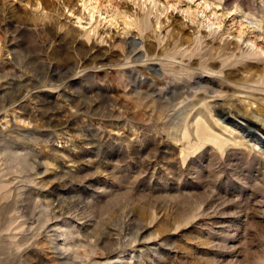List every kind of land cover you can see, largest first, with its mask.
Returning a JSON list of instances; mask_svg holds the SVG:
<instances>
[{
	"label": "rangeland",
	"instance_id": "374dc122",
	"mask_svg": "<svg viewBox=\"0 0 264 264\" xmlns=\"http://www.w3.org/2000/svg\"><path fill=\"white\" fill-rule=\"evenodd\" d=\"M33 1L0 0V147L13 153L0 155L12 195L0 199V264H264V155L206 143L184 156L160 115L183 96L137 105L119 71L154 65L171 76L167 55L195 36L206 54L191 58L195 78L222 76L202 63L210 54L224 70L264 69V0H140L144 10L99 0L136 17L141 33L112 12L96 24L63 0ZM143 37L159 58L112 64L130 49L119 38L136 40L134 55ZM18 155L20 171H9ZM11 218L21 227L8 229Z\"/></svg>",
	"mask_w": 264,
	"mask_h": 264
},
{
	"label": "bare ground",
	"instance_id": "6f19581e",
	"mask_svg": "<svg viewBox=\"0 0 264 264\" xmlns=\"http://www.w3.org/2000/svg\"><path fill=\"white\" fill-rule=\"evenodd\" d=\"M131 1L135 5L136 1H138L139 7L144 10L142 5H144L145 2H140V0ZM79 2L81 3L80 6L78 5ZM33 5H42L43 9L47 7L46 2L42 0H34ZM154 7L161 13L167 11V7L161 9L156 6V3L150 8ZM64 8H68L72 13L77 14L78 19L84 18L85 16L90 22L95 19L96 24L100 23L102 10H104V14L112 12L113 15H121L120 17L123 18L122 23L125 26L133 23L138 27L140 33L144 29L143 24L140 25L136 17L134 21L128 20L130 16L127 17L123 13H119L116 7L110 10L107 5H102L99 0H63L62 9ZM49 12L51 13V10ZM96 13L98 16H95ZM35 14H38V12ZM38 17L45 18L47 15L44 16L40 14ZM66 18L68 17L66 16ZM115 18L116 16L112 19ZM53 19H55V17H53ZM51 23L52 22H50V24ZM92 31H94V29ZM86 35L88 39L91 38L90 30ZM143 39L144 40L141 42L143 51H139L132 55L136 40L133 38L131 41H128L127 39L119 38L118 41L122 51L126 52L127 49H130L124 59H118L112 64L122 67L124 65L142 62L143 58H147V60H151L153 56L159 58L161 54L159 50H156V44L147 41L146 37H143ZM163 40L164 39H159L161 42H163ZM93 41L91 46H94L96 43ZM183 45L184 44L181 43L175 45L173 53L167 55L170 59L166 60V63L163 65L165 68H168L167 71H169V73H172L171 76L167 74L166 71L161 72L157 70L154 65L137 66L132 64L133 66L131 65L126 70L119 67L123 80L127 81L126 85L130 87L129 94H133V96L130 97V101L137 103V105H153L162 103L164 97L170 94L183 96V100H181L179 106L173 109L171 113L168 112V109H163L160 115L167 118V122L174 124L177 131L174 140L176 142H181L184 156H188L206 143L212 144L213 147L220 151H224L229 146L235 145L250 148L255 146L260 153L264 155V69L259 68L256 64L247 63L242 67L224 70L218 67V64L211 61V59L214 58V54H210V57L205 58L202 63L208 70L219 72L222 76L215 75L214 78H212L214 80L211 81L202 80L200 77L195 78L194 70H196L195 67L200 63L199 60H191V58L201 49V41L198 36H195L193 43L187 44V46L182 49ZM168 46L169 42L166 41L162 49H167ZM197 54L200 58L206 56L205 53L201 54L198 52ZM223 62H226V58ZM9 67L12 68L11 66ZM243 72L249 73V76H241L240 74ZM191 79H194V81L191 82ZM247 83H254L258 86L248 85ZM198 91H201V93H198ZM191 94H193V96L190 99L189 96ZM0 132L3 134L2 130H0ZM10 148H4V150L0 147V155H4V157L6 155H13V153L10 152L12 151ZM13 161L15 165L11 163L8 170L11 171L15 168L16 171H20L17 165H20L21 161H24L23 156H13ZM28 168L32 169L30 165ZM5 175L6 172L0 170V199H10L12 197L7 179L3 180V176ZM29 180V182L33 181L31 179ZM49 215L50 212L48 210V212H44V219L39 216L42 220L39 219L38 221L43 222L42 224L45 225ZM12 219L13 218H11V221L6 226L8 229L20 226L15 225L13 227L14 219ZM67 233H69L68 230Z\"/></svg>",
	"mask_w": 264,
	"mask_h": 264
}]
</instances>
